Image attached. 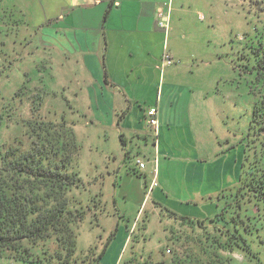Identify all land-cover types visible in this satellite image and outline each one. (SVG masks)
Masks as SVG:
<instances>
[{
  "label": "crops",
  "instance_id": "crops-1",
  "mask_svg": "<svg viewBox=\"0 0 264 264\" xmlns=\"http://www.w3.org/2000/svg\"><path fill=\"white\" fill-rule=\"evenodd\" d=\"M22 1L42 108L64 115L86 145L87 182L101 177L113 203L121 189L135 195L125 201L132 218L108 208L101 233L88 228L99 264H186L199 237L186 221L213 219L218 196L239 182L243 134L231 121L253 109L251 92L243 102L235 90L247 0ZM167 4L166 32L157 14ZM152 107L157 133L147 125Z\"/></svg>",
  "mask_w": 264,
  "mask_h": 264
},
{
  "label": "trees",
  "instance_id": "trees-1",
  "mask_svg": "<svg viewBox=\"0 0 264 264\" xmlns=\"http://www.w3.org/2000/svg\"><path fill=\"white\" fill-rule=\"evenodd\" d=\"M252 68L254 105L250 132L242 140L239 187L232 204H222L232 190L218 196L221 207L210 222L223 220L219 232L221 237H233L228 241L230 249L255 256L248 236L264 228L256 221L264 220V63ZM26 133L27 141L0 153V257L29 263L57 258L58 264H82L71 255L78 225L89 208L74 194L85 188L73 167L79 149L74 131L68 123L41 120L28 124ZM247 220L253 221L247 225ZM203 222L195 220L200 227H205ZM51 240L65 252L63 257L51 252L47 246Z\"/></svg>",
  "mask_w": 264,
  "mask_h": 264
},
{
  "label": "rangeland",
  "instance_id": "rangeland-1",
  "mask_svg": "<svg viewBox=\"0 0 264 264\" xmlns=\"http://www.w3.org/2000/svg\"><path fill=\"white\" fill-rule=\"evenodd\" d=\"M246 4V21L248 25V21L251 20V30H249L247 25L246 28H242L244 30L240 32V39L238 38L235 58L241 77H238L235 82V90L242 93V96L238 94V100L240 99L243 102L245 99L248 102L250 86L254 81V70L252 67L264 63V0H251V4L250 0H247ZM27 22V17L24 16V1L0 0V153L4 152L10 145H17L19 142L24 143V141H27L26 129L28 124L35 125L41 120H45L57 122V124L65 122L71 126L64 119V115L48 113L47 109L45 110L42 107L38 109V104L42 103L43 98L40 95L41 91L37 87L39 83L35 80L38 78L36 73L28 76V70L31 65L28 51L24 49L27 46V44H24V36H27V31H30ZM248 110L247 107V112L243 110L240 115H236L235 121H231V124L235 126L236 132L240 133V135L243 134L242 138L247 137L250 132L251 115ZM75 139L79 149L77 154L75 153L73 167L80 179L84 181L85 188L76 189L74 194L85 203V207L88 206L89 208L86 211L85 219L78 225L76 250L71 255L84 262L82 264H99L98 257L94 253L98 249V244H92L93 242L90 241L91 230L95 229L100 234L102 229L100 220H112L110 219L112 217L109 219H103L102 217L108 211V208L112 211L115 209L125 210L126 215L132 218V213L135 210L125 208V201L131 205L135 204L136 202H130L135 195L129 194L126 198L125 192L123 193L121 189L117 194L116 202L113 203L111 199L107 198L108 195H105L102 189L104 183H102L101 177H96L94 185L90 181L87 182L86 179L91 177L87 176L85 162V152L87 153L88 149L86 145L79 144L76 136ZM123 182L125 190L129 189L128 181L124 180ZM238 187L237 185L232 190L231 196L228 195L225 198L223 205L232 204L233 194ZM102 209H104L103 212L101 211ZM142 211L140 215L143 213ZM114 216H118L116 211ZM118 218L120 219L121 216ZM203 221L205 227H200L190 220L186 221L189 224L188 228L190 231L194 232L199 229V237H192L194 243H192V250L186 255V264H264V228H260L248 236V240L253 242L254 247L255 256H251L241 250L229 248L228 241L233 239V237L230 236L231 234H228V236L222 235L223 237H221L219 232L220 224H223V220H213L214 223H211L210 220ZM224 221L228 222V220ZM252 221L247 220L245 222L250 225ZM256 221L259 222V226L264 223V220ZM142 223L140 222V224ZM90 226H92V229L89 231L88 228ZM140 226L138 224L137 227L140 228ZM175 241L178 243V249H180L179 238ZM47 246H49L51 252H60L63 254L62 257L64 256L65 252L61 251L57 242L51 240ZM56 259H52V262L29 263L0 257V264H58ZM177 264H180V262Z\"/></svg>",
  "mask_w": 264,
  "mask_h": 264
},
{
  "label": "built area",
  "instance_id": "built-area-1",
  "mask_svg": "<svg viewBox=\"0 0 264 264\" xmlns=\"http://www.w3.org/2000/svg\"><path fill=\"white\" fill-rule=\"evenodd\" d=\"M157 20H158L159 26L167 32L169 30V22H170V10H169L168 4L166 5L165 9L164 7H162L158 10ZM164 59H165L166 64H169V65L173 64V59L170 55L166 54ZM157 116H158V111L156 108L152 107L148 110L147 125L149 128L153 129L156 133L158 131V117ZM135 163L140 170H143L146 167L145 162L141 158H136ZM157 186H158V183L156 181H153L149 188L148 193H150V191L153 190Z\"/></svg>",
  "mask_w": 264,
  "mask_h": 264
}]
</instances>
